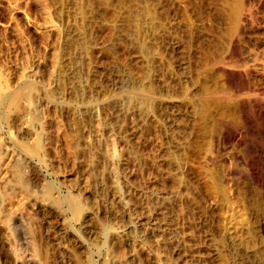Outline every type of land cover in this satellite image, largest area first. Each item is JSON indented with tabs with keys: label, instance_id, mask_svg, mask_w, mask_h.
Wrapping results in <instances>:
<instances>
[{
	"label": "rangeland",
	"instance_id": "rangeland-1",
	"mask_svg": "<svg viewBox=\"0 0 264 264\" xmlns=\"http://www.w3.org/2000/svg\"><path fill=\"white\" fill-rule=\"evenodd\" d=\"M263 4L0 0L1 91L23 90L0 120V264H264V196L238 158L264 149V115L225 96L233 71L212 64L235 54L231 39L243 53L234 69L262 54ZM145 80L157 95L144 106ZM225 123L243 143L217 158Z\"/></svg>",
	"mask_w": 264,
	"mask_h": 264
},
{
	"label": "bare ground",
	"instance_id": "bare-ground-1",
	"mask_svg": "<svg viewBox=\"0 0 264 264\" xmlns=\"http://www.w3.org/2000/svg\"><path fill=\"white\" fill-rule=\"evenodd\" d=\"M93 1V0H92ZM243 1V0H242ZM257 1V0H256ZM263 1V0H262ZM106 3V1H103ZM259 2V1H258ZM227 3V2H226ZM240 3V2H239ZM252 3V2H251ZM87 4V3H86ZM103 4V3H102ZM236 4V3H235ZM250 4V3H249ZM262 4V3H261ZM233 5V4H231ZM239 5V4H238ZM245 5V4H244ZM264 5V4H263ZM225 6V5H224ZM249 6V5H248ZM237 9V8H236ZM242 9H245V8H242ZM261 9V8H260ZM228 10V9H227ZM246 10V9H245ZM187 11V10H186ZM230 11V10H229ZM241 11V10H240ZM252 11V10H251ZM84 12V11H83ZM86 12V10H85ZM231 12V11H230ZM258 12V11H257ZM229 14V13H228ZM238 14V13H236ZM242 19H246L247 17L244 15V13H242ZM233 15V14H232ZM247 15V14H246ZM264 15V14H263ZM132 16V15H131ZM134 16V15H133ZM260 16V15H259ZM228 17V16H227ZM250 17V16H249ZM248 17V18H249ZM234 18V17H233ZM236 18V17H235ZM247 18V19H248ZM251 19V18H250ZM233 20V19H231ZM238 20V19H237ZM236 20V21H237ZM242 20V21H243ZM234 21V20H233ZM252 21V20H251ZM264 21V20H263ZM244 22V21H243ZM247 22V21H246ZM235 23V22H233ZM253 23V22H252ZM259 23V22H258ZM262 23V22H261ZM140 24V23H139ZM231 24V23H230ZM250 24V23H249ZM232 25V24H231ZM243 25V24H242ZM247 25V24H246ZM245 25V26H246ZM208 26V25H207ZM243 27V26H241ZM249 27V26H248ZM251 27V25H250ZM254 27V25H253ZM230 28V27H229ZM228 28V29H229ZM231 29V28H230ZM244 29V28H243ZM251 29V28H250ZM77 30H79L77 28ZM129 30V29H128ZM211 30V29H210ZM232 30V29H231ZM256 30V29H255ZM217 31V30H216ZM228 31V30H227ZM239 31V30H238ZM260 31V30H259ZM85 33V32H83ZM91 33V32H90ZM145 33V32H144ZM157 33V32H156ZM226 33V32H225ZM232 33V32H231ZM82 34V33H81ZM220 35V34H219ZM79 36V35H78ZM82 36V35H81ZM216 36V35H215ZM80 37V36H79ZM78 37V38H79ZM85 37V36H84ZM201 37V36H200ZM209 37V36H208ZM76 38V37H75ZM73 39V38H72ZM226 39V38H225ZM237 39V38H236ZM236 39H231V41L229 42L232 47V49L234 48V51H235V54L233 52H227V53H224L223 56H216L217 54H215V51H213L212 53L215 54V57H213V63L212 64H216L218 68H222L224 69V72L225 70H228V71H233V72H229L226 74V77H228V82L229 83H232L231 85L234 86V88L231 90V92L228 90H226V93H225V96H229V98L233 99L235 104H237L238 106H240L241 108H243L245 111L248 107H254L256 110H258L259 114H263L264 115V51L262 52V54H253L255 53L254 51L251 52L252 54H247L246 55V59L250 62L249 64L248 61H246V59H243L244 62L242 63V65L240 64L241 68L238 69V66L237 68H232L231 66L235 65L233 62V59H235L234 56H238V55H242L243 53L238 51L237 50V47H235L237 43ZM249 39V38H248ZM253 39V38H252ZM262 39V38H261ZM260 39V40H261ZM81 40V39H80ZM215 40V39H214ZM238 40V39H237ZM242 40V39H241ZM89 43L90 41L87 40ZM152 41V40H151ZM218 41V40H217ZM264 41V40H263ZM81 42V41H80ZM85 42V41H84ZM83 43V42H82ZM199 43V42H198ZM257 43V42H256ZM260 43V42H259ZM258 43V44H259ZM264 43V42H263ZM72 44V43H71ZM75 44V43H74ZM84 44V43H83ZM261 44V43H260ZM68 45V44H67ZM80 45V44H78ZM262 45V44H261ZM134 46V45H133ZM139 46V45H138ZM88 47V46H87ZM144 47V46H142ZM152 47V46H151ZM219 47V46H218ZM244 47V46H243ZM261 47V46H260ZM259 47V48H260ZM138 48V47H137ZM147 48V47H146ZM221 48V47H220ZM89 49V48H88ZM92 49V48H91ZM140 49V48H139ZM206 49V48H205ZM212 49V48H211ZM239 49V48H238ZM245 49V48H244ZM137 50V49H136ZM143 50V48L141 49ZM220 50V49H218ZM247 50V49H246ZM245 50V51H246ZM257 50V49H255ZM83 51V50H82ZM147 51V49H146ZM208 51V50H207ZM228 51V50H227ZM243 51V50H241ZM262 51V50H261ZM84 52L86 53V51L84 50ZM139 52V50L137 51ZM148 52V51H147ZM136 53V52H135ZM144 53V51H143ZM207 53H210V52H207ZM212 53L208 54L211 55ZM184 54V53H183ZM206 54V53H203V55ZM221 54V52H220ZM148 55V54H146ZM145 55V56H146ZM151 55V54H150ZM158 55V53H157ZM149 57V56H148ZM147 57V58H148ZM212 56H210L211 58ZM142 58V57H141ZM159 58V57H158ZM206 58V57H205ZM170 59V58H169ZM237 59V57H236ZM239 59V58H238ZM237 59V60H238ZM242 59V58H241ZM143 60V59H142ZM141 60V61H142ZM147 60V59H146ZM209 60V59H208ZM139 61V60H138ZM197 61V60H196ZM211 61V60H210ZM240 61V59H239ZM238 61V62H239ZM142 63V62H141ZM149 63V62H148ZM156 63V62H155ZM199 63V62H198ZM138 66V65H137ZM208 66V64H207ZM221 66V67H219ZM148 67V66H147ZM192 67V66H191ZM92 68V67H91ZM197 68V67H196ZM217 68V69H218ZM138 69V68H137ZM146 66L145 68L143 66H141L140 68V73H141V76H147L146 74ZM215 70V69H214ZM221 70V69H220ZM151 71V70H150ZM197 71V69H196ZM211 71V70H210ZM139 72V71H138ZM137 72V74H138ZM192 72V71H191ZM198 72V71H197ZM205 72V71H204ZM158 74V73H157ZM201 74V73H200ZM153 75V74H152ZM139 76V75H138ZM140 76V78H141ZM145 76V77H146ZM150 76V75H149ZM151 77V76H150ZM167 77V76H166ZM195 77V76H194ZM143 78V77H142ZM152 79V77H151ZM258 82H256V80ZM141 80V79H140ZM148 80V79H147ZM145 80V81H147ZM194 80V79H193ZM152 81V80H151ZM164 81V80H163ZM172 81V80H171ZM190 81V80H189ZM180 82V81H179ZM140 83V82H139ZM209 83V82H208ZM157 84V83H156ZM162 84V83H160ZM137 86V85H136ZM165 86V85H164ZM174 87V86H173ZM182 87V86H181ZM208 87V86H207ZM211 87V86H210ZM155 88V87H154ZM154 88H153V84L152 82H149L147 81V83H142L140 85H138L137 87V91H136V94L138 95L137 98H139L138 100H140V103L144 104H149V105H152V101L154 100V98H156V89L154 91ZM187 88V87H186ZM220 88V87H218ZM2 87L0 86V120H4L7 116V112L9 111H6L5 109H2V106H3V103L7 102L8 104L9 103H18L19 102V99L23 93V90L22 92L21 91H12V92H9V93H5L3 94L1 91ZM176 89V88H175ZM193 89V88H192ZM27 89H25L26 91ZM161 90V89H160ZM215 90V89H214ZM158 91V90H157ZM167 91V90H166ZM173 91V90H172ZM192 91V90H191ZM198 91V90H197ZM201 91V90H200ZM216 91V90H215ZM28 91H26L27 93ZM159 92V91H158ZM209 93V92H208ZM213 93V92H212ZM199 94V93H198ZM202 94H203V90H202ZM214 94V93H213ZM212 94V95H213ZM25 95V93H24ZM23 95V96H24ZM160 95V94H159ZM171 95V94H170ZM182 95V94H181ZM26 96V95H25ZM24 96V97H25ZM194 96V95H193ZM210 97V96H209ZM23 98V97H22ZM21 98V99H22ZM159 98V97H158ZM219 99V98H218ZM137 100V99H136ZM157 100V99H156ZM213 100V99H212ZM217 100V99H216ZM135 101V100H134ZM223 101V100H222ZM157 101H155L156 103ZM159 102V101H158ZM190 102V101H189ZM211 102V101H210ZM227 101H225L224 103H226ZM136 103V102H135ZM213 103V101H212ZM166 104V103H165ZM221 104V103H220ZM229 104V103H228ZM149 105H147L145 108H147ZM154 105V104H153ZM156 105V104H155ZM214 105V104H213ZM9 106V105H7ZM4 107V106H3ZM12 107V106H11ZM14 107V106H13ZM167 107V106H166ZM181 107V106H180ZM226 107V106H225ZM144 108V109H145ZM179 108V107H178ZM8 109V108H7ZM10 109V108H9ZM8 109V110H9ZM21 109V108H20ZM138 109V108H137ZM142 109V108H141ZM149 109V107L147 108ZM146 109V110H147ZM220 109V108H219ZM150 110V109H149ZM217 110V109H216ZM224 110V109H223ZM143 111V110H141ZM161 111V110H160ZM218 111V110H217ZM144 112V111H143ZM244 112V111H243ZM193 113V112H192ZM195 113V111H194ZM213 113V112H212ZM245 113V112H244ZM243 113V114H244ZM139 114V113H138ZM214 114V113H213ZM151 115V114H150ZM169 115V114H168ZM245 115V114H244ZM8 116H9V113H8ZM207 116V115H206ZM212 116V115H211ZM210 117V116H209ZM208 117V119H209ZM246 117V120L249 122L250 121V117L251 116H244ZM162 118V117H161ZM142 120V118H141ZM154 121V120H153ZM246 121V122H247ZM149 122V121H148ZM208 122V121H207ZM215 122V121H214ZM251 122V121H250ZM247 123V124H251V123ZM78 123V122H77ZM140 123V122H139ZM254 123V122H253ZM225 127L222 129L219 137H218V145L217 148H216V151L214 150V152L218 155H216L214 152V154L216 155L217 158H219L221 155L220 153H223L221 151L224 150L225 146H226V143H228V141L230 142L231 139H234L236 138V142L238 144H241L243 143V139H242V130L241 129H232L230 128L228 125H226V123L224 124ZM250 127V125L248 126ZM213 128V127H212ZM251 128V127H250ZM252 128L253 125H252ZM251 128V129H252ZM142 129V128H141ZM195 130V129H194ZM217 130V129H216ZM215 131V130H214ZM254 131V130H253ZM139 133V132H138ZM219 133V132H218ZM256 133H259L261 135H263L262 137L264 138V128L262 129H257V132ZM185 134V133H184ZM81 135V134H80ZM260 135V136H261ZM218 136V135H217ZM80 137V136H79ZM120 137V136H119ZM78 138V137H77ZM140 138V137H139ZM183 138V136H182ZM195 139V138H194ZM254 140V139H253ZM39 142L38 140L35 139V141L32 143V145H28L27 146V151L29 152H36L39 148ZM115 142V140H114ZM217 142V141H216ZM176 143V142H175ZM192 143V141L190 142ZM259 144V143H258ZM25 146V145H24ZM195 146V145H194ZM207 146V145H206ZM236 146V145H235ZM259 145H256V144H252L250 147H249V152L246 154V155H243V156H238V158L240 159V162H241V165L243 166H246L248 168V170L251 171L252 175L254 176L257 184L260 186V190L264 196V169L262 168V164L264 163V149L258 147ZM261 146V145H260ZM115 148V147H114ZM190 148V147H189ZM25 149V150H26ZM183 149V148H182ZM209 149V148H208ZM198 150V149H197ZM207 150V149H206ZM247 150V149H246ZM191 152V151H190ZM115 153V152H114ZM239 153V152H238ZM246 153V152H245ZM231 155V154H230ZM214 156V155H213ZM127 158V157H126ZM212 159V158H211ZM172 160V159H171ZM140 163V162H139ZM201 163V162H200ZM212 163V162H211ZM240 164V163H239ZM212 168V167H211ZM98 169V168H97ZM235 170V169H234ZM147 172V171H146ZM183 172V171H182ZM17 176H18V180L21 184H27V181L25 180L24 178V175L23 173L21 172V170L18 168V171H17ZM204 173V172H203ZM250 173V172H249ZM90 174V173H89ZM89 176V175H88ZM128 176V175H127ZM213 177L215 175H212ZM217 178V176H215ZM214 177V178H215ZM91 178V177H90ZM138 178V177H137ZM203 178V177H202ZM253 178V177H252ZM96 179V178H95ZM119 179V178H118ZM213 179V178H212ZM186 180V179H185ZM192 180V179H191ZM209 180V179H208ZM213 181V180H212ZM211 183V182H210ZM218 184V181L216 182ZM156 185V184H155ZM172 185V184H171ZM158 187V186H157ZM240 187V186H239ZM26 188V187H25ZM114 188V187H113ZM151 189V188H150ZM114 192V196L116 198H119V192L117 190V188L115 189ZM154 192V191H153ZM48 193H49V190H48ZM100 193V192H99ZM119 195V196H118ZM65 200V199H64ZM63 200V201H64ZM117 201V200H116ZM115 201V202H116ZM53 202H55L56 204L60 205L62 203V201L59 199H54ZM66 204H67V208L69 210V213L72 215V217H77L79 216V214H81L82 212V209H83V206L81 204V202H79L78 200L76 199H72V198H67L66 199ZM116 204V203H115ZM119 204V203H118ZM117 205V204H116ZM107 206V205H106ZM134 206V205H133ZM205 207V206H204ZM119 208V207H118ZM121 208V207H120ZM124 209V208H123ZM123 211V210H122ZM126 211V210H125ZM124 213V212H122ZM70 217V219L72 220L73 218ZM117 218V217H116ZM77 219V218H76ZM121 219V218H120ZM74 220V219H73ZM123 223V222H122ZM197 226V225H196ZM240 231V230H239ZM189 232V231H188ZM85 233V232H84ZM83 232H81L80 230H77L76 232V238H78L81 242L80 243H84L86 242V236ZM260 236V235H259ZM222 239V238H221ZM33 243V242H32ZM241 243V242H240ZM250 243V242H249ZM125 245V244H124ZM125 247V246H124ZM188 250V249H187ZM121 251V250H120ZM228 253V252H227ZM39 254V249L38 247L36 246L35 243H33V246H32V253L31 255L34 257V256H37ZM123 256V255H122ZM38 257V256H37ZM32 260V259H31ZM33 261V262H32ZM32 261H30L32 264H36L35 263V259H33ZM125 261V260H124ZM141 261V260H140ZM188 261V260H187ZM207 261V260H206ZM136 262V261H135ZM175 262V261H174ZM87 264H94L93 261L89 260Z\"/></svg>",
	"mask_w": 264,
	"mask_h": 264
}]
</instances>
